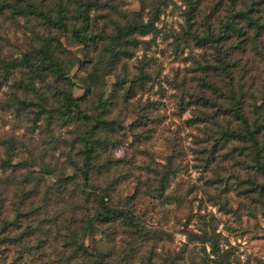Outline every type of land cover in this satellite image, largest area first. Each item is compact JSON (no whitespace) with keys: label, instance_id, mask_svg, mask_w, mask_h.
<instances>
[{"label":"rangeland","instance_id":"rangeland-1","mask_svg":"<svg viewBox=\"0 0 264 264\" xmlns=\"http://www.w3.org/2000/svg\"><path fill=\"white\" fill-rule=\"evenodd\" d=\"M34 1L50 7L57 0ZM217 1L99 0L90 13L97 42L88 47L69 34L42 30L35 15L23 18L8 9L0 14V50L9 59L26 51L34 26L48 38H58L71 57L87 55L92 60L88 69L97 62L98 75L88 90V72L77 65L70 71L69 87L73 96L80 97L87 121L56 112L61 94L51 79H47L53 85L49 91L43 84L39 91L44 94L29 95H23L12 80H0V137L16 141L15 181L23 174L29 180L40 179L39 192L27 200L29 208L39 211L21 221L30 233L0 247V264H61L64 259L68 264H92L94 259L88 263V258L70 256L71 233L85 217L78 201L80 187L89 189L86 185L108 188L111 202L128 203L144 228L137 234L119 222L94 223L83 243L93 254L106 255L101 264H264L263 162L257 164L250 142L222 136L218 124L225 125L229 118L230 123L235 121L199 97L203 93L216 97V89L221 90L227 79L215 49L194 39L203 36L208 25L218 32L226 12L214 6ZM135 15L143 23L152 21L154 30L133 32L120 46L121 62L106 69L110 37ZM231 43L235 41L225 46ZM252 52L236 61L241 72L233 65L228 71L234 80L243 75L255 90L264 86V57ZM142 73L146 74L139 80ZM12 93L27 104H19ZM223 93L228 94L226 89ZM99 98L105 101L103 111L96 108ZM99 115L115 124L96 136L107 143L98 146L95 170L86 184L80 172L82 137L90 120ZM166 170L170 173L163 200L156 190ZM24 184L30 188L34 183ZM14 190L15 186L10 195ZM87 204L91 214L93 203ZM208 237L217 241L218 256L212 254Z\"/></svg>","mask_w":264,"mask_h":264},{"label":"trees","instance_id":"trees-1","mask_svg":"<svg viewBox=\"0 0 264 264\" xmlns=\"http://www.w3.org/2000/svg\"><path fill=\"white\" fill-rule=\"evenodd\" d=\"M99 0H57L53 6H46L45 3L37 4L34 0H0V14L8 9L11 13L20 14L23 18L35 15L40 18L38 23L43 24L42 30L48 29L60 36H69L74 39L82 47L90 46L96 43V37L91 27L90 13L93 7L98 6ZM46 6V8H45ZM219 10L225 11L224 18L219 19L218 32L208 25L203 36H194L197 44L202 46L208 44L217 52L216 60L221 64L222 71L225 73L226 81L224 87L219 90L216 84L209 83V87L219 91L216 97L211 98L210 95L203 93L199 97L208 106H217L225 116L229 115L235 123L225 125L218 124L220 133L224 138H234L237 141L250 142L255 151L257 164L262 163V171L264 172V86L252 90V82L246 85L243 75H237L234 80L232 71H228V66L233 65L234 69L241 72V67L237 63L243 58L244 54L253 51L255 55L264 57V0H218L214 5ZM216 9V11H218ZM39 24V25H40ZM154 30L152 21L143 23L138 15H135L131 21L117 27L115 34L110 37V44L106 47L109 51V60L104 64L106 69H114L121 62L124 52L121 45L128 40L133 32L147 33ZM32 36L26 51L18 59H9L1 53L0 50V80H12V85L21 89L23 95L40 94L39 86L46 84V90H50L53 86L47 81L51 79L56 84L57 93L61 94L56 106V112L63 117H76L81 119L89 118L80 97L73 96L71 88L72 76L70 71L73 66L82 67L83 71L88 72V90L93 83H96L98 75L95 66L97 62L88 69L91 59L85 55L83 58L71 57L69 51L62 45L61 41L56 37H49L41 34L34 26L32 27ZM229 40H234V44L225 46ZM105 50V51H106ZM231 54H237L239 57H232ZM231 58V59H230ZM231 60V61H230ZM238 61V62H236ZM237 68V69H236ZM91 70V71H90ZM19 74V78L14 79L13 75ZM142 73L139 80L143 78ZM38 86V87H37ZM43 88V87H42ZM226 89L228 94H224ZM15 100L26 105V101L12 93ZM41 94H44L42 92ZM221 97V102L215 98ZM41 99L47 97L41 96ZM96 108L101 111L105 110V101L98 99ZM51 116V115H50ZM92 124L83 136L84 148L82 156L84 160L80 172L83 174V180L88 184L90 180V172L95 170L97 154L99 155L98 146L102 143L97 137L101 131L112 130L115 122L107 120L100 116L90 120ZM104 133V132H103ZM102 137V136H100ZM104 137V136H103ZM0 148H4V154L0 156V247L3 244H11L17 238L21 240L25 234H29V227H23L22 218H28L31 213H38L28 207V199L31 193L39 192L38 178L30 177L27 174L20 175L21 178L15 181L16 171L19 167L18 163H12L13 156L16 155V141L12 139H3L0 137ZM261 164V163H260ZM47 174L48 170L45 171ZM166 170L159 180L160 187L156 190L157 198L165 199L164 192L168 186V174ZM81 175V174H80ZM67 176H63V179ZM74 176H69V179ZM43 180V179H42ZM34 183L32 187L26 188L25 182ZM81 181V177H79ZM16 182V183H15ZM16 187L13 195H10L11 188ZM89 189L81 188L79 191L78 205L84 211L85 217L80 218V223L76 230L71 233V242L73 247L71 257H77L92 264H101L105 258V254L97 251L95 254L90 252L89 247L84 245L83 238L86 237L94 223L111 225L117 222L128 228H134L137 234L144 233V228L140 221L134 215L128 203L122 206L114 205L111 202V194L108 188L99 187ZM91 205V214H89V206ZM26 203V204H25ZM25 204V206H24ZM13 211V213H12ZM12 213V215L10 214ZM38 220L37 224L40 225ZM37 225V226H38ZM20 229L17 236L12 235L14 230ZM17 242H20V241ZM211 244L212 254L218 256V244L212 237L206 238ZM1 251V249H0ZM1 257V252H0ZM12 264V262L8 263ZM20 264V263H19ZM22 264V263H21ZM61 264H68V259H64Z\"/></svg>","mask_w":264,"mask_h":264}]
</instances>
